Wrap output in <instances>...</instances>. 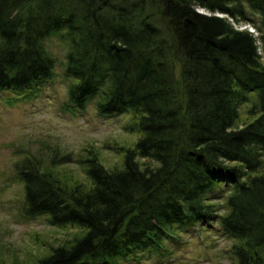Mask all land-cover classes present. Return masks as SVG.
Wrapping results in <instances>:
<instances>
[{"label": "trees", "instance_id": "16d2710c", "mask_svg": "<svg viewBox=\"0 0 264 264\" xmlns=\"http://www.w3.org/2000/svg\"><path fill=\"white\" fill-rule=\"evenodd\" d=\"M55 35L69 107L128 112L137 137L106 145L122 156L112 167L92 146L15 150L23 216L76 232L26 263L0 246V264H139L214 225L234 239L233 264H264V0H0L10 103L53 78Z\"/></svg>", "mask_w": 264, "mask_h": 264}, {"label": "rangeland", "instance_id": "374dc122", "mask_svg": "<svg viewBox=\"0 0 264 264\" xmlns=\"http://www.w3.org/2000/svg\"><path fill=\"white\" fill-rule=\"evenodd\" d=\"M200 10L209 12L206 8ZM248 24L241 22L236 26ZM47 45L58 60L53 78L35 95L15 103L8 101L6 92L0 94V246L8 259L23 263L34 260L49 247L64 243L76 230L52 226L46 216H23L20 204L24 185L12 173L13 163L18 158L15 150L43 151L44 158L49 159L51 147L77 155L83 148L92 146L100 152L102 162L112 167L121 162L122 156L105 148L106 145H132L137 137L124 128L131 120L128 112L100 115L95 100L84 109L69 107L70 79L64 75L68 43L55 35L47 39ZM247 107V104L242 105L243 120L247 119L244 114ZM69 168L86 178L77 164ZM217 226L202 233L198 226L189 228L177 241H172L170 255L158 257L147 253L139 264H233L229 250L234 239Z\"/></svg>", "mask_w": 264, "mask_h": 264}, {"label": "bare ground", "instance_id": "6f19581e", "mask_svg": "<svg viewBox=\"0 0 264 264\" xmlns=\"http://www.w3.org/2000/svg\"><path fill=\"white\" fill-rule=\"evenodd\" d=\"M253 31L255 32V29L253 28Z\"/></svg>", "mask_w": 264, "mask_h": 264}]
</instances>
